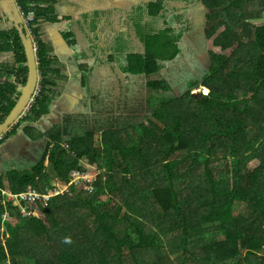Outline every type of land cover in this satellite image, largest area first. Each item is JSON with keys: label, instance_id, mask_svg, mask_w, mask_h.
Wrapping results in <instances>:
<instances>
[{"label": "trees", "instance_id": "obj_1", "mask_svg": "<svg viewBox=\"0 0 264 264\" xmlns=\"http://www.w3.org/2000/svg\"><path fill=\"white\" fill-rule=\"evenodd\" d=\"M66 2L0 0V56H12L0 61V124L27 81L28 38L41 74L33 105L0 136L3 144L20 132L38 152L0 168V264H264V25L250 23L264 0H148L151 14L195 9L185 31L202 30L198 45L209 40L211 50L200 78L174 84L180 96L162 72L192 47L182 35L163 29L129 53L124 71L166 94L145 113L92 84L84 64L63 67L51 53L43 28L72 18ZM70 80L83 109L52 119ZM200 86L209 92L193 94ZM73 168L96 175L91 192L71 184L33 206L37 215L3 205L1 189L51 193L50 180L66 183ZM5 209L19 219L2 221Z\"/></svg>", "mask_w": 264, "mask_h": 264}, {"label": "rangeland", "instance_id": "obj_2", "mask_svg": "<svg viewBox=\"0 0 264 264\" xmlns=\"http://www.w3.org/2000/svg\"><path fill=\"white\" fill-rule=\"evenodd\" d=\"M147 1L148 0H79L81 3L80 5H73V7L66 8V11L71 14L72 18L62 19L61 23L46 25L43 28V39L48 42L52 39L56 40L57 34H71L70 39L78 45V51H72L71 55L60 54L59 57L62 60L60 65L63 67L69 66V68L73 67L71 65L73 62H70V59H82L86 57L85 55H88L85 60L87 62L85 66L88 68V71L91 70L89 75L95 76L92 78L93 82L100 83V77L104 75L105 80L102 88L106 90L110 89V92L113 88V93L115 95L113 96L120 97L122 92L123 94L125 93V89L120 88L121 85L119 81L123 84L125 80L124 77L129 75L124 71V66L127 65V54L139 49L141 43L145 47L148 35L160 34L163 32V29H171L172 32L168 33V35H182V40H184L185 44L187 46L192 45L194 48L184 49L182 53L177 54L173 61L165 62L166 69L163 70L162 74H165L169 80H173L174 83L172 84V88L174 94L178 96L179 91H182V89L174 84H182L183 87L186 88L188 76L192 75L193 78L190 80L195 78L198 79L202 74L203 67L208 66V52L211 50L210 41H205V45L202 44L200 47L198 44H201V38H204L201 34L202 30H191L190 27L188 31H185L187 23L195 25V22L192 21L195 9L187 11V17L185 14L182 16L180 13L168 14L166 13L167 9L161 10L159 14H154L153 12L151 14ZM188 17H190L191 22ZM250 23L257 26L264 25V14L261 19L250 21ZM3 27L4 23L0 24V29ZM101 34L104 35L102 36ZM190 35H192V38ZM81 43L83 44L80 45ZM212 51H215V48H213ZM75 53L79 54L75 55ZM10 56V53L1 55L0 61L11 60L12 56ZM178 72H181L184 76ZM135 81L136 82L133 83V90L130 91L131 96H129L128 99L130 98L134 105L142 108L144 113L151 109V102H153L155 107L158 106V103L153 101V98L159 95L166 96L164 93L158 95L152 90L147 89L145 86L147 79L144 76H137ZM72 82V80L67 82L70 86V91H72L70 92L71 96L69 97V102H63L60 103V105L56 104L55 110L65 108L72 109L74 107H81V109H83L84 100L82 99L81 88L79 86H72L74 85ZM117 86H119V88ZM84 88L85 92H87L86 87ZM192 92L195 94L208 93L205 92L202 87L192 89ZM62 95H60V98ZM68 103H70V105ZM52 116H55L54 112L51 113L50 117L52 118ZM46 123L48 122H42V124ZM13 146L14 149H9H12V152L16 155L7 159L8 162L12 160L28 162L33 160L38 154L37 150L28 142L22 143L21 141H17ZM6 152L9 153L8 150H6ZM61 184L55 179L50 180L51 187H59V193H64L68 190V187L66 190L62 191L64 188H62ZM103 199H106V196L101 195L100 200ZM3 205L7 207L8 203H3ZM10 205L17 207L22 216L27 215V209L23 203H10ZM243 209V204H235L234 214L243 211ZM32 211V214H38L35 210ZM1 219L2 221L15 223L19 218L16 215H11L7 209H5ZM3 227V225L0 227L1 231ZM171 259H174V256H172Z\"/></svg>", "mask_w": 264, "mask_h": 264}, {"label": "crops", "instance_id": "obj_3", "mask_svg": "<svg viewBox=\"0 0 264 264\" xmlns=\"http://www.w3.org/2000/svg\"><path fill=\"white\" fill-rule=\"evenodd\" d=\"M80 4L81 3L79 2V0H67V2H66V4H65L64 7L65 8H68V7H73V5H80ZM197 9H199V7ZM81 12H83V11H81ZM194 16H195V14H194ZM74 19H75V17H74ZM70 35L71 34H57V39L56 40L52 39L51 41H48L50 43V45H51V47H50L51 48V53L52 54H56V55L57 54L58 55H60V54L61 55H71L72 54V51L77 52L78 51L77 50L78 45L76 43H74L72 39H70ZM101 35L103 36L104 34H101ZM82 44L83 43H81L80 45H82ZM74 52H73V54H74ZM77 54H79V53H75V55H77ZM85 56L86 57H84L82 59L77 58L76 60H74L75 64H84V66H85L86 63H87L85 60L87 59V56L88 55H85ZM126 58H127V56H126ZM94 77H95L94 75H90V78H89V81L92 84H94V82L92 80V78H94ZM104 80H105V76L102 75L100 77V81H101L100 83H102V85H103ZM134 82H136L134 80V78H132V77H130V76L127 75V78L124 80L123 84L121 85L125 89V93H124L125 98H128L129 96H131L130 91L133 90V83ZM119 84H120V81H119ZM72 86H75L76 87V85H72ZM113 87H114V84H113ZM117 87L119 88V86H117ZM69 88H70L69 84L64 85L63 90H62L63 95L61 93L62 97L61 98L59 97V99L56 101V104H59L60 105V103L69 102V97L71 96V93L70 92H72V91H70ZM81 93H82V96H83L84 93L82 91H81ZM109 93H110V95H114L113 88H112V91L111 92L109 91ZM129 100H130V98H129ZM74 101H75V99H74ZM68 104L70 105V103H68ZM78 105H79V103H78ZM57 109H58V107H57ZM72 109H70V110H72ZM59 111L60 110H54L53 112L56 114V112H59ZM50 115L51 114H49V116ZM55 117L56 116H52V119H55ZM17 141H21L22 143L23 142H25V143L27 142L22 137V135L20 134V132H18V133H15L13 136L9 137L7 139V141L4 142V144H0V168L2 166V163H4L5 161H7V159H9L10 157L12 158V157H14L16 155V154H14V152H12V149H14L13 144H15ZM9 148H12V149L10 150ZM6 150H8L9 153H7Z\"/></svg>", "mask_w": 264, "mask_h": 264}, {"label": "built area", "instance_id": "obj_4", "mask_svg": "<svg viewBox=\"0 0 264 264\" xmlns=\"http://www.w3.org/2000/svg\"><path fill=\"white\" fill-rule=\"evenodd\" d=\"M31 18L32 16L29 17V19ZM33 46L37 48V43L34 40H33ZM38 93H39V87L36 89V91L32 95L27 105L26 111L29 110L30 107L33 105L35 97ZM95 179H96V175L94 173L89 174L88 172L82 169L73 168V169H70L68 172V181L66 183H63V184L60 183V184L62 185V188H64L62 191L66 190V188L72 184L74 188L85 189L89 193L93 190V183ZM61 193H59V187H52L51 193H49L48 191L39 192L30 187L27 188L26 190H22L19 192H12L7 189H1L3 203L4 204L23 203V205L27 209V215L28 214L35 215V214H32L33 213L32 210L36 211V208L31 207V206H35L38 203L45 204V202L49 199L51 195H56V194H61ZM26 205L28 206V208L26 207Z\"/></svg>", "mask_w": 264, "mask_h": 264}, {"label": "water", "instance_id": "obj_5", "mask_svg": "<svg viewBox=\"0 0 264 264\" xmlns=\"http://www.w3.org/2000/svg\"><path fill=\"white\" fill-rule=\"evenodd\" d=\"M25 50L28 63V77L25 85L21 89V94L7 115L5 120L0 124V135L5 133L9 128L17 122V120L25 113L27 105L38 88L40 82V72L38 69L39 61L37 55V48L33 47L31 38L25 41Z\"/></svg>", "mask_w": 264, "mask_h": 264}, {"label": "clouds", "instance_id": "obj_6", "mask_svg": "<svg viewBox=\"0 0 264 264\" xmlns=\"http://www.w3.org/2000/svg\"><path fill=\"white\" fill-rule=\"evenodd\" d=\"M32 44H33V41H32ZM34 47V46H33ZM129 53H131V52H129ZM128 53V54H129ZM128 54H127V56H128ZM128 76H130V75H128ZM131 77V76H130ZM132 78H134V77H132ZM136 78H134V80H135ZM38 87H40V82H39V84H38ZM201 87V86H200ZM202 88H204V87H202ZM206 89V88H205ZM209 92V91H208ZM193 93V92H192ZM193 94H195V93H193ZM200 94V93H199ZM206 95V94H205ZM1 136V135H0Z\"/></svg>", "mask_w": 264, "mask_h": 264}]
</instances>
